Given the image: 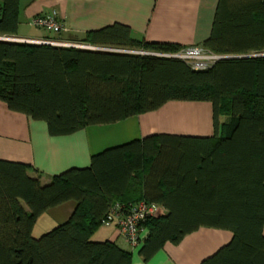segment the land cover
Segmentation results:
<instances>
[{
	"label": "trees",
	"instance_id": "1",
	"mask_svg": "<svg viewBox=\"0 0 264 264\" xmlns=\"http://www.w3.org/2000/svg\"><path fill=\"white\" fill-rule=\"evenodd\" d=\"M19 3L0 0V102L10 112L67 137L171 102L210 103L221 135L146 137L94 155L88 168L47 185L27 166L0 160V264H131L130 253L91 238L113 207L139 202L167 212L143 225L137 253L144 264L201 228L232 234L201 264H264V57L195 71L155 56L179 47L135 41L118 24L87 34L84 42L99 51L1 40L18 39ZM202 47L219 56L264 53V0H219ZM69 202L76 204L70 219L34 238L37 220Z\"/></svg>",
	"mask_w": 264,
	"mask_h": 264
},
{
	"label": "crops",
	"instance_id": "2",
	"mask_svg": "<svg viewBox=\"0 0 264 264\" xmlns=\"http://www.w3.org/2000/svg\"><path fill=\"white\" fill-rule=\"evenodd\" d=\"M218 1L20 0L17 38L89 46L84 42L88 33L118 24L129 28L133 39L142 43L172 45L180 49L202 47L210 37ZM53 11L63 27L60 34L29 36L20 32L22 25L31 26L34 17ZM184 104L171 102L155 112L114 125L88 127L67 137H51L44 123L33 122L22 114L10 112L0 102V160L27 166L31 177H39L42 185H47L55 176L70 169L88 168L92 156L130 141L160 135L203 137L217 141L221 128L216 131L213 123L205 134L179 132L175 128L179 121L199 120L201 107L212 112L210 103L211 109L204 106L205 103H191L188 104L191 109L181 111L174 107H186ZM137 188L136 196L141 198L139 181ZM75 209L76 204L69 202L49 210L37 220L33 237L39 238L67 222ZM161 214L165 216L166 210L162 208ZM36 230L40 233L38 237L34 236ZM146 236L147 229H144L142 237ZM231 239L230 232L201 228L186 236L177 246L170 243L164 245L148 264H201L228 245ZM91 241L112 242L131 254V264H144L137 251L125 244L115 226L100 227Z\"/></svg>",
	"mask_w": 264,
	"mask_h": 264
},
{
	"label": "built area",
	"instance_id": "3",
	"mask_svg": "<svg viewBox=\"0 0 264 264\" xmlns=\"http://www.w3.org/2000/svg\"><path fill=\"white\" fill-rule=\"evenodd\" d=\"M30 25L36 29L42 30L49 35H58L63 30L62 25L58 20L56 12H51L47 15H40L34 17ZM4 41H12V39L2 38ZM16 43L24 44H37V45H48L54 47L62 48H75L80 50H89V51H99L91 46H78V45H66L57 41L43 40H22L14 39ZM113 53H122V54H137V55H148L144 52H134V51H125V50H104ZM159 57L176 59L184 62L191 69L195 71H204L211 68L217 62L222 60L229 59H239V58H260L264 57L262 54H250L245 56H219L207 52L203 47L194 46L180 49L176 53L167 54V55H155ZM161 210L157 205L148 204L145 202H139L135 205H131L127 208L123 206L116 205L109 212L102 225L104 227L115 226L123 241L129 245L133 250H138L145 240L142 237L143 230L145 229L143 225L152 219H158L161 217Z\"/></svg>",
	"mask_w": 264,
	"mask_h": 264
},
{
	"label": "rangeland",
	"instance_id": "4",
	"mask_svg": "<svg viewBox=\"0 0 264 264\" xmlns=\"http://www.w3.org/2000/svg\"><path fill=\"white\" fill-rule=\"evenodd\" d=\"M20 30H21L20 32L22 34L29 35V36H36V35L39 36V35H42V34L45 33L44 31L36 29L35 27L24 26V25H22ZM45 36H46V33H45ZM188 104H191V103H185L184 104L187 108L184 107V106L180 107L179 105L178 106H174V107H177L178 110H180V111H181V109H191L190 106H188ZM203 105L204 106H209V108H210L209 103H205ZM188 115H190L189 112H188ZM198 116L200 117V119L199 120L197 119V121H193V120H188L189 122L179 121V124L176 123L174 126L179 132H188V133H192V134H205L208 131V126L210 124L212 125V123H213V121H212V112H211V110L209 112L204 107H201V114L198 113ZM188 118H190V117H188ZM226 119L227 118H225V116L221 115L220 118H219V124L220 125L224 124L226 122ZM130 142H127V143H130ZM127 143H124V144H127ZM39 234H40L39 231L36 230L34 236L38 237V236H40ZM127 246L129 247V245H127ZM135 251H137V250H135Z\"/></svg>",
	"mask_w": 264,
	"mask_h": 264
},
{
	"label": "water",
	"instance_id": "5",
	"mask_svg": "<svg viewBox=\"0 0 264 264\" xmlns=\"http://www.w3.org/2000/svg\"><path fill=\"white\" fill-rule=\"evenodd\" d=\"M10 42H14V39L12 41H10Z\"/></svg>",
	"mask_w": 264,
	"mask_h": 264
}]
</instances>
